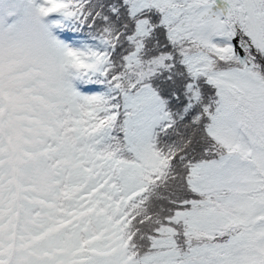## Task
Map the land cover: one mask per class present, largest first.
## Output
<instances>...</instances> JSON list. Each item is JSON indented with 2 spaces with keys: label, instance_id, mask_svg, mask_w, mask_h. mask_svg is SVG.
<instances>
[{
  "label": "snow or ice",
  "instance_id": "6c2138e0",
  "mask_svg": "<svg viewBox=\"0 0 264 264\" xmlns=\"http://www.w3.org/2000/svg\"><path fill=\"white\" fill-rule=\"evenodd\" d=\"M0 264H264V0H0Z\"/></svg>",
  "mask_w": 264,
  "mask_h": 264
}]
</instances>
